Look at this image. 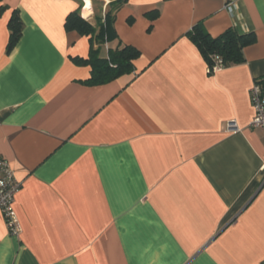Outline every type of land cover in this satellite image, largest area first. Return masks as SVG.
<instances>
[{
    "label": "crops",
    "instance_id": "1",
    "mask_svg": "<svg viewBox=\"0 0 264 264\" xmlns=\"http://www.w3.org/2000/svg\"><path fill=\"white\" fill-rule=\"evenodd\" d=\"M124 0L100 55L134 68L92 85L79 0H2L0 158L21 182L0 264H264V0ZM17 11L21 35L9 50ZM252 35L244 61L210 70L189 31ZM99 44V45H98ZM236 121L239 130H226Z\"/></svg>",
    "mask_w": 264,
    "mask_h": 264
},
{
    "label": "trees",
    "instance_id": "2",
    "mask_svg": "<svg viewBox=\"0 0 264 264\" xmlns=\"http://www.w3.org/2000/svg\"><path fill=\"white\" fill-rule=\"evenodd\" d=\"M123 1L124 0L115 1L113 3L115 6L114 9ZM3 10L4 7H1L0 13ZM113 11L106 15V23L101 25L99 35L97 36L101 41H110L117 35L113 27ZM10 27L11 36L8 44L9 50L16 44L21 35V21L17 11L14 12L10 20ZM66 27L68 29H76L85 35H91L89 56L86 58H73L78 64L90 65L92 67L91 77L87 80L89 84H104L133 70L134 60L140 55V51L132 45H124L122 47L109 48L108 55L102 57L99 49L94 48L93 34L96 32V28L81 17L80 10L69 15ZM188 34L190 39L198 46L201 53L204 55L211 70L215 66L216 56L221 58L224 66L243 62V48L252 42V35H240L234 29H228L223 34L214 37L202 26L197 25L192 28Z\"/></svg>",
    "mask_w": 264,
    "mask_h": 264
},
{
    "label": "built area",
    "instance_id": "3",
    "mask_svg": "<svg viewBox=\"0 0 264 264\" xmlns=\"http://www.w3.org/2000/svg\"><path fill=\"white\" fill-rule=\"evenodd\" d=\"M229 12L234 11L232 2L226 0L224 6ZM83 7L82 15H84ZM216 63L212 70L216 71L224 68V64L219 56L215 58ZM211 70V69H210ZM250 96L254 108V117L250 122V126L260 128L264 131V87L260 81H255L250 89ZM226 130L230 132L238 131L239 127L236 121H229ZM21 189V182L15 177L12 164L0 158V209L3 212L10 233L19 235L22 231L21 223L15 210L16 195Z\"/></svg>",
    "mask_w": 264,
    "mask_h": 264
},
{
    "label": "rangeland",
    "instance_id": "4",
    "mask_svg": "<svg viewBox=\"0 0 264 264\" xmlns=\"http://www.w3.org/2000/svg\"><path fill=\"white\" fill-rule=\"evenodd\" d=\"M80 1V14L81 17L89 24H91L93 27L96 28V32L93 34V38L96 41V43H107V40L101 41L97 38L99 35L101 25L106 23V15L108 13H111L114 10V5L113 3L117 0H92L91 5L85 4L83 0ZM86 6L84 13L86 15L91 11L92 13L84 17L82 15L83 7ZM98 44V45H99Z\"/></svg>",
    "mask_w": 264,
    "mask_h": 264
},
{
    "label": "bare ground",
    "instance_id": "5",
    "mask_svg": "<svg viewBox=\"0 0 264 264\" xmlns=\"http://www.w3.org/2000/svg\"><path fill=\"white\" fill-rule=\"evenodd\" d=\"M83 1L85 2L86 6H87V5H91V1H92V0H83ZM91 13H92V12L90 11L88 14L90 15ZM88 14H87V15H88ZM84 15L87 16L86 13H84Z\"/></svg>",
    "mask_w": 264,
    "mask_h": 264
}]
</instances>
